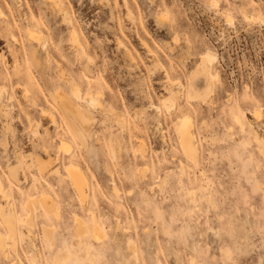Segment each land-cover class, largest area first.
<instances>
[{"label": "rangeland", "instance_id": "obj_1", "mask_svg": "<svg viewBox=\"0 0 264 264\" xmlns=\"http://www.w3.org/2000/svg\"><path fill=\"white\" fill-rule=\"evenodd\" d=\"M72 85L98 103L82 141ZM263 139L264 0H0V264H264Z\"/></svg>", "mask_w": 264, "mask_h": 264}, {"label": "bare ground", "instance_id": "obj_2", "mask_svg": "<svg viewBox=\"0 0 264 264\" xmlns=\"http://www.w3.org/2000/svg\"><path fill=\"white\" fill-rule=\"evenodd\" d=\"M57 7H58V9L60 10V12H61V14H62V20L63 21H70V19H69V17H68V12H67V10L64 8V7H62L61 5H60V3H58V5H57ZM28 37L29 38H31V39H33L34 40V42H36L37 43V45L38 46H40L42 43H41V37H40V35H38V33L37 32H34V31H31L30 33H29V35H28ZM71 40L74 42V43H76V44H78V45H80L81 46V44L79 43V41H78V38H77V33H76V31L74 30V31H72V33H71ZM44 43H43V47H44ZM81 48H82V52H83V54H86L85 53V51H84V49H83V47L81 46ZM154 53V52H153ZM32 56H33V58H36V51H35V49H33L32 50ZM156 57V56H155ZM90 60V58L87 56V61H89ZM158 60V59H157ZM215 60H216V56L214 55V54H212V53H208V52H206V54H203V56L200 58V60H199V62L197 63V65H196V67H195V69H194V71L190 74V79L191 80H193V79H196L197 77H202L203 79H204V83H206L205 84V86L206 87H204V89H205V93L207 94L208 92H210L211 91V88L213 87L212 86V77H214V75H213V73H212V71H211V65H212V63L213 62H215ZM90 62V61H89ZM62 71V70H61ZM59 77L61 78V77H63V78H65L66 76L65 75H63V73H60L59 74ZM100 93V92H99ZM101 94V93H100ZM203 94V93H202ZM85 95H87V94H85ZM200 95V94H199ZM97 96V95H96ZM100 96V95H99ZM169 98V97H168ZM169 100H171V99H169ZM53 101H54V103H55V105H56V107L63 113V115L65 116V117H67V119H68V122H69V124H71V126L73 127V129L76 131V134L78 135V137L80 138V137H82L83 136V133H85L84 135H86L87 134V132L89 131L90 132V130H89V126H91V123H92V121H91V117H90V115L88 114V112H87V109H85L81 104H80V102L81 101H84V102H86V104H87V106L88 107H96V105H98V103H97V101L94 99V98H91V96H90V98H87V97H85V96H83V94L81 93V90H80V88L78 87V86H76V85H72L71 86V94L70 95H66V94H64V93H61V92H56L55 94H54V96H53ZM167 101V100H166ZM168 102V101H167ZM71 116L72 117V119H70L68 116ZM238 116V115H237ZM240 117V116H239ZM239 117H237L236 118V120H238V122L240 123V119H239ZM120 120V119H119ZM75 121V122H74ZM124 121V120H123ZM183 122H181L180 124V132H181V142H182V145H183V148L184 149H182L181 147V149L182 150H185L184 152H186V154H187V156L188 155H190V157L194 160V158H196V156H197V149H196V147H195V145L192 143V141H191V138H190V132H189V130H188V123H187V121L185 120H182ZM118 122H120V121H118ZM237 122V123H238ZM120 123H122V122H120ZM243 124V123H242ZM75 125H78L77 127L75 126ZM241 127H242V125H241ZM180 132H179V134H180ZM257 139H258V137H257ZM261 139V138H260ZM80 140H81V138H80ZM262 140V139H261ZM264 140V139H263ZM82 141V140H81ZM258 141V140H257ZM62 144H63V142H61ZM65 143V142H64ZM67 143V142H66ZM262 145H263V147L261 148V150H262V152L264 153V143H262V141L260 142ZM63 146H65L66 147V144L65 145H62V147ZM259 147H260V144H259ZM67 148H68V146H67ZM63 149H65L66 150V148H63ZM66 151H68V150H66ZM262 153V154H263ZM189 157V156H188ZM19 162V164L21 165V161L20 160H18ZM76 166V165H75ZM47 167L48 166H46V165H43L42 166V169L43 170H46L47 169ZM73 167V166H72ZM71 167V168H72ZM10 170V173H11V175H13V176H16V165L12 168H9ZM39 169V168H38ZM41 169V168H40ZM77 169H78V167H77ZM76 169V170H77ZM40 172H42L41 170H40ZM57 172V171H56ZM70 176V178H72L73 179V181H74V183H75V185L77 186V190H78V193H79V195L81 196V198L83 199L84 198V196H85V192H84V186H86V183H85V181L81 178V176L80 177H78L79 175L75 172V170H73V169H69V173H68ZM78 175V176H77ZM1 185H2V182H1ZM1 185H0V188H1ZM86 188V187H85ZM1 192H2V190H0ZM3 193H5L4 191H3ZM42 195V194H41ZM47 195V194H46ZM49 195V194H48ZM47 195V196H48ZM43 196V195H42ZM211 197V196H210ZM47 198V197H46ZM210 198L208 197V200L207 201H209V203H210V200H209ZM212 201V200H211ZM29 204H31V205H33V206H39V205H37V204H40L41 206H43L44 208H46L47 210H51L52 208H53V206L52 205H48V204H51V203H49V202H47V199H45V196H44V198H41L40 200H38V201H34V200H32V201H30V203ZM33 208V207H32ZM37 208H39V207H37ZM43 208V209H44ZM49 208V209H48ZM36 209V208H35ZM49 210V211H50ZM52 210H54V209H52ZM44 211H46V210H44ZM0 212H1V210H0ZM54 213V212H53ZM6 215V214H5ZM8 215H10V214H8ZM12 215V214H11ZM13 220V219H12ZM22 220V219H21ZM31 217L28 215V217L26 218V223L27 224H31ZM12 222V221H11ZM14 223V222H13ZM12 223V224H13ZM98 223V222H97ZM81 224H83V223H81ZM96 224V223H95ZM93 225V228L90 230V233H91V236H92V238H94V239H99V238H101V236H102V232H103V230L100 228V227H98L97 225ZM7 226H8V232H7V235H6V237L8 238V240L10 239L11 241L10 242H12L13 244L15 243L14 242V227H15V225L12 227L11 226V224L9 223H7L6 224ZM82 226H83V229H84V224L83 225H81V228H82ZM78 228H79V226H78ZM50 230V229H49ZM47 228H45V229H43V232H44V234L46 235V236H48L49 235V231ZM78 230V229H77ZM80 230V229H79ZM212 230V229H211ZM16 231V230H15ZM6 238V239H7ZM96 241H98V240H96ZM5 237L4 236H1L0 235V248L1 249H3L4 250V248H5ZM12 245V244H11ZM12 246H14V245H12ZM6 249V248H5ZM2 250V251H3ZM4 252V251H3ZM66 254V253H65ZM65 257V256H64ZM64 257L63 258H61V257H54V260L52 261V263L51 264H62L63 263V261H65V260H63L64 259ZM67 258V257H66ZM65 258V259H66Z\"/></svg>", "mask_w": 264, "mask_h": 264}]
</instances>
